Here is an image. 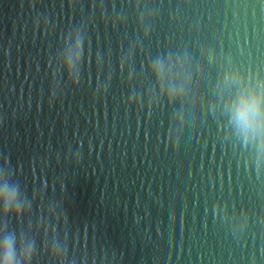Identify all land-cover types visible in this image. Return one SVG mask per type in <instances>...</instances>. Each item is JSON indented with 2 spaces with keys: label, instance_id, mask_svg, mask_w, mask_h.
Wrapping results in <instances>:
<instances>
[{
  "label": "water",
  "instance_id": "obj_1",
  "mask_svg": "<svg viewBox=\"0 0 264 264\" xmlns=\"http://www.w3.org/2000/svg\"><path fill=\"white\" fill-rule=\"evenodd\" d=\"M229 67L264 80V0H0V165L30 202L0 239L34 243L31 264H264Z\"/></svg>",
  "mask_w": 264,
  "mask_h": 264
},
{
  "label": "clouds",
  "instance_id": "obj_2",
  "mask_svg": "<svg viewBox=\"0 0 264 264\" xmlns=\"http://www.w3.org/2000/svg\"><path fill=\"white\" fill-rule=\"evenodd\" d=\"M75 62L67 60L62 69L67 74L68 80L73 84L79 83L78 66L84 53V38L77 36ZM157 81L161 83L165 79V67L157 61L151 66ZM225 82L239 84L237 93L227 97L226 106L229 110L230 121L243 135L245 140L254 142V163L257 170L264 168V80L257 82L245 81L238 67H229L222 73ZM169 101L177 96V90L169 87L164 91ZM12 171L9 160L5 157L0 165V216H10L19 219L30 210V202L19 185L12 181ZM51 255L64 259V253L59 247L50 249ZM34 256V243H27L25 237L20 234L19 238L14 231L10 232L5 227L3 238L0 239V264H31Z\"/></svg>",
  "mask_w": 264,
  "mask_h": 264
}]
</instances>
